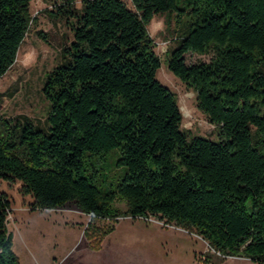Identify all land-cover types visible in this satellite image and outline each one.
Listing matches in <instances>:
<instances>
[{"label": "trees", "instance_id": "1", "mask_svg": "<svg viewBox=\"0 0 264 264\" xmlns=\"http://www.w3.org/2000/svg\"><path fill=\"white\" fill-rule=\"evenodd\" d=\"M33 0H0V78L14 65ZM83 0L66 61L48 74V130L25 118L0 131V184L22 182L33 210L75 204L100 219L157 218L201 236L225 257L264 264V0ZM186 19L168 68L197 94L219 140L190 138L148 26L157 15ZM190 18V21L188 19ZM212 54L209 63L186 56ZM119 149L127 168L115 191L85 170L87 152ZM86 173H90L88 176ZM127 201L125 211L112 206ZM0 191V264H22ZM114 225L101 233L113 232ZM100 229L97 228L98 236ZM207 262V260L205 261Z\"/></svg>", "mask_w": 264, "mask_h": 264}, {"label": "rangeland", "instance_id": "2", "mask_svg": "<svg viewBox=\"0 0 264 264\" xmlns=\"http://www.w3.org/2000/svg\"><path fill=\"white\" fill-rule=\"evenodd\" d=\"M124 1L134 9L131 0ZM67 3L76 14H82L83 0L31 2L28 34L14 65L0 78V131L7 129L5 122L16 126L24 123L25 118L36 127L48 130L51 104L44 93L47 77L66 61L64 52L74 41L72 24L77 18L68 19L58 14V6ZM184 4L185 0H178L179 8ZM178 13L157 15L148 26L155 51L162 61L157 78L176 94L183 115L182 129L188 136L218 141L220 128L210 124L198 109L196 92L168 68L169 53L179 46L186 28V19L179 21ZM212 57V54L186 56L188 63H209ZM120 156L119 149L102 155L86 153L85 170L98 171L94 181L104 192L115 191L127 173V168L118 162ZM21 189L20 181H2L0 184V191L6 193L11 202L7 226L13 234L14 251L22 264H257L242 257H225L201 236L162 223L157 218L138 219V224L131 229H126L128 223L122 222L116 233L103 237L101 232L107 227H115L117 221L85 214L73 203L60 209L33 210V198L24 196ZM112 206L125 211L127 201L116 197ZM21 214L26 215L22 217ZM97 228L100 229L99 236ZM138 237L143 240L137 244ZM118 240L125 242L117 244ZM129 240L134 244L131 245Z\"/></svg>", "mask_w": 264, "mask_h": 264}, {"label": "crops", "instance_id": "3", "mask_svg": "<svg viewBox=\"0 0 264 264\" xmlns=\"http://www.w3.org/2000/svg\"><path fill=\"white\" fill-rule=\"evenodd\" d=\"M25 215H26V214H21L22 217L25 216ZM137 221H138V219L123 218L122 220H120V221L117 222V224H116V226H115V230H114L111 234L116 233V232L120 229V227H121V223H122V222L128 223V224H125V225H126V226H125L126 229H131V228L135 227V224H136ZM129 222H132V225H131V223L129 224ZM137 224H138V223H137ZM137 224H136V225H137ZM184 232H185V231H184ZM184 232H183V233H184ZM111 234H109V236H110ZM142 240H143V239H142ZM142 240H140V238L138 237L136 243L138 244V243H140V241H142ZM129 241H130V244H131V245L134 244L133 241H131V240H129ZM124 242H125V241L120 242V241L118 240V241H117V244H123Z\"/></svg>", "mask_w": 264, "mask_h": 264}, {"label": "built area", "instance_id": "4", "mask_svg": "<svg viewBox=\"0 0 264 264\" xmlns=\"http://www.w3.org/2000/svg\"><path fill=\"white\" fill-rule=\"evenodd\" d=\"M154 218L150 217V218H139V220H147V221H150V220H153ZM159 221V220H158ZM161 222V221H160ZM163 223V222H162Z\"/></svg>", "mask_w": 264, "mask_h": 264}]
</instances>
